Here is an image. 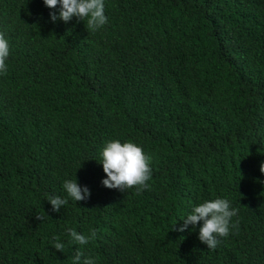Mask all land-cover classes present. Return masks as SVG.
Wrapping results in <instances>:
<instances>
[{
	"label": "trees",
	"instance_id": "trees-1",
	"mask_svg": "<svg viewBox=\"0 0 264 264\" xmlns=\"http://www.w3.org/2000/svg\"><path fill=\"white\" fill-rule=\"evenodd\" d=\"M58 11L0 0V264H73L77 250L96 264H264V0H104L96 31ZM110 139L149 156L148 189L103 186ZM50 196L68 202L53 212ZM215 198L238 229L213 250L202 222L175 229ZM69 227L97 235L81 245Z\"/></svg>",
	"mask_w": 264,
	"mask_h": 264
},
{
	"label": "clouds",
	"instance_id": "clouds-1",
	"mask_svg": "<svg viewBox=\"0 0 264 264\" xmlns=\"http://www.w3.org/2000/svg\"><path fill=\"white\" fill-rule=\"evenodd\" d=\"M43 2L50 9L59 6L58 13H49L53 22L60 19L67 23L73 17L84 21L86 18L87 29L92 31L100 29L108 22L104 11V0H43ZM9 54V42L5 33L0 31V74L7 72L6 60ZM100 155L102 157L100 162L106 174L102 179L103 186L122 192L135 187L137 194L149 188L148 181L151 179L152 168L150 158L141 146L131 141L121 142L118 139H110L104 144ZM260 171L264 173V161L260 163ZM63 188L74 201L86 200L90 196L87 186H80L76 179L64 180ZM47 200L53 212H59L61 207L68 202L59 196H50ZM237 212L238 210L231 207L226 198L204 200L193 206L191 212L184 217L183 224L175 230L183 232L188 225L195 228L198 222H202L199 226L198 238L207 245V248L214 250L220 243L218 237L228 236L230 226L238 229V222L231 223L232 218L237 216ZM37 219H42V217L37 216ZM67 233L73 241L81 245L87 244L97 235L95 229L90 230V235H84L71 227L67 228ZM53 240L55 241L53 247L63 252L65 245L60 242V238L55 236ZM73 264H96V261L93 257L85 256L77 250L73 257Z\"/></svg>",
	"mask_w": 264,
	"mask_h": 264
}]
</instances>
